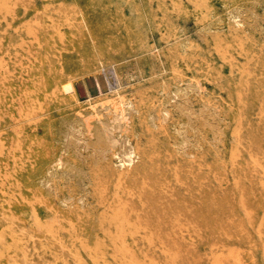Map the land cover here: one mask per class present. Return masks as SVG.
<instances>
[{"label": "rangeland", "instance_id": "rangeland-1", "mask_svg": "<svg viewBox=\"0 0 264 264\" xmlns=\"http://www.w3.org/2000/svg\"><path fill=\"white\" fill-rule=\"evenodd\" d=\"M0 264H264V0H0Z\"/></svg>", "mask_w": 264, "mask_h": 264}]
</instances>
